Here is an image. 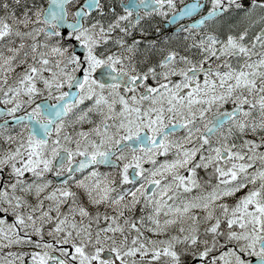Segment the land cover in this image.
<instances>
[{
  "label": "snow or ice",
  "instance_id": "6c2138e0",
  "mask_svg": "<svg viewBox=\"0 0 264 264\" xmlns=\"http://www.w3.org/2000/svg\"><path fill=\"white\" fill-rule=\"evenodd\" d=\"M0 264H264V0H0Z\"/></svg>",
  "mask_w": 264,
  "mask_h": 264
}]
</instances>
